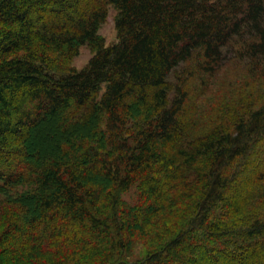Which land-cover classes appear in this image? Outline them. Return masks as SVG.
I'll return each instance as SVG.
<instances>
[{"label":"trees","instance_id":"obj_1","mask_svg":"<svg viewBox=\"0 0 264 264\" xmlns=\"http://www.w3.org/2000/svg\"><path fill=\"white\" fill-rule=\"evenodd\" d=\"M135 230L137 264H264V0H0V264Z\"/></svg>","mask_w":264,"mask_h":264},{"label":"rangeland","instance_id":"obj_2","mask_svg":"<svg viewBox=\"0 0 264 264\" xmlns=\"http://www.w3.org/2000/svg\"><path fill=\"white\" fill-rule=\"evenodd\" d=\"M117 11L111 7L109 11V16L107 18V21L103 24V26L100 29V33L105 37L107 44H113L117 41V30L115 26V16ZM93 52L89 48V46L84 45L80 48V54L74 59L73 64L78 68H83L92 57ZM237 66H231L229 77L232 76V73L237 71ZM240 78L238 77L236 81L239 83ZM196 95V94H195ZM193 95V96H195ZM123 200L127 203V206L131 209H133L139 202V192L137 187H132L129 191L125 192L123 195ZM133 240L132 244L129 247V250L127 252V259L132 264H137L138 261L144 256V253L146 251V245L143 240V234H141L140 231L135 230L133 234ZM146 241V239H144Z\"/></svg>","mask_w":264,"mask_h":264}]
</instances>
